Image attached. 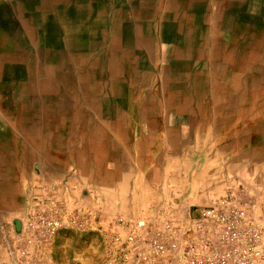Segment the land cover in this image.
Here are the masks:
<instances>
[{
	"label": "crops",
	"instance_id": "1",
	"mask_svg": "<svg viewBox=\"0 0 264 264\" xmlns=\"http://www.w3.org/2000/svg\"><path fill=\"white\" fill-rule=\"evenodd\" d=\"M166 7L121 18L128 32H105L88 96L57 109V124L70 122L57 146L35 143L40 163L25 164L18 222L27 209L56 210L92 214L101 227L61 231L39 264H134L121 246L164 230L161 218L184 223L235 184L250 200L264 196V97L254 96L264 84V0Z\"/></svg>",
	"mask_w": 264,
	"mask_h": 264
},
{
	"label": "rangeland",
	"instance_id": "2",
	"mask_svg": "<svg viewBox=\"0 0 264 264\" xmlns=\"http://www.w3.org/2000/svg\"><path fill=\"white\" fill-rule=\"evenodd\" d=\"M169 1L0 0V264H24L10 244L29 211L21 223L14 216L25 164L40 163L36 150L55 148L58 130L68 128L70 122L57 124L60 104L73 111L75 99L88 96L89 82L99 78L105 32H128L123 17H157L158 3L165 15ZM254 96L264 97V84ZM245 198L264 207L261 193Z\"/></svg>",
	"mask_w": 264,
	"mask_h": 264
},
{
	"label": "built area",
	"instance_id": "3",
	"mask_svg": "<svg viewBox=\"0 0 264 264\" xmlns=\"http://www.w3.org/2000/svg\"><path fill=\"white\" fill-rule=\"evenodd\" d=\"M161 220L164 230L157 228L148 239L129 237L121 246L127 249L122 257L131 255L134 264H264V207L247 200L240 186L232 185L207 207L191 208L184 223ZM70 228L78 234L99 232L100 219L92 214L66 218L56 210H29L10 249L24 264H39L40 254Z\"/></svg>",
	"mask_w": 264,
	"mask_h": 264
},
{
	"label": "bare ground",
	"instance_id": "4",
	"mask_svg": "<svg viewBox=\"0 0 264 264\" xmlns=\"http://www.w3.org/2000/svg\"><path fill=\"white\" fill-rule=\"evenodd\" d=\"M176 75V74H175ZM36 107V106H35ZM90 125V124H89Z\"/></svg>",
	"mask_w": 264,
	"mask_h": 264
}]
</instances>
